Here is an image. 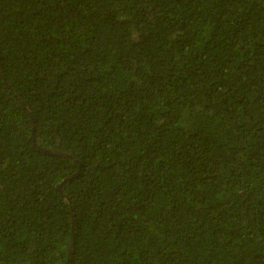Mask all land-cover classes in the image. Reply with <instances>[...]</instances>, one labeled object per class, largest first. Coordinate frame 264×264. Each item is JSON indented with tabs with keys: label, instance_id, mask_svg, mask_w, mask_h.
<instances>
[{
	"label": "trees",
	"instance_id": "obj_1",
	"mask_svg": "<svg viewBox=\"0 0 264 264\" xmlns=\"http://www.w3.org/2000/svg\"><path fill=\"white\" fill-rule=\"evenodd\" d=\"M0 264H264V0H0Z\"/></svg>",
	"mask_w": 264,
	"mask_h": 264
},
{
	"label": "water",
	"instance_id": "obj_2",
	"mask_svg": "<svg viewBox=\"0 0 264 264\" xmlns=\"http://www.w3.org/2000/svg\"><path fill=\"white\" fill-rule=\"evenodd\" d=\"M66 179V178H65ZM65 179L63 181H65ZM62 181V182H63ZM60 185V184H59ZM59 185L57 186V189H59ZM70 245H71V240H70V243H69V246H68V254H69V249H70Z\"/></svg>",
	"mask_w": 264,
	"mask_h": 264
}]
</instances>
